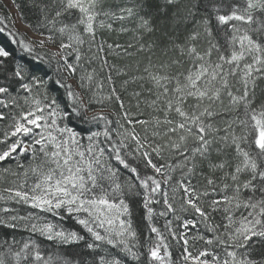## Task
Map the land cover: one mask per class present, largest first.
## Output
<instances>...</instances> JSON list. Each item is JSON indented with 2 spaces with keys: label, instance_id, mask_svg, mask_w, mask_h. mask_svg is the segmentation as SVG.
Instances as JSON below:
<instances>
[{
  "label": "snow or ice",
  "instance_id": "1",
  "mask_svg": "<svg viewBox=\"0 0 264 264\" xmlns=\"http://www.w3.org/2000/svg\"><path fill=\"white\" fill-rule=\"evenodd\" d=\"M12 3L23 18L21 5ZM155 5L26 0L35 16L28 26L38 37L27 43L7 28L11 17L0 16V33L7 31L22 52L52 71L33 74L0 46V106L20 110L0 137V163L16 161L15 170L3 168L0 226L22 227L60 244L85 240L36 212L13 215L7 206L23 204L74 219L91 237L86 247L95 254L93 264H126L124 257L139 264H264V0H155ZM116 21L135 22L138 41L155 37L123 49L129 56L134 55L129 48L143 54L138 75L131 77L141 89L132 93L135 111L115 87L97 99L104 84L95 69L86 68L97 60L108 67L102 33L112 31ZM114 47L121 45L107 44ZM35 48L45 49L44 55ZM107 79L111 84L112 77ZM50 83L64 89L71 114L84 124L103 122L102 127L81 137L62 124L69 113L50 94ZM14 85L16 95L10 91ZM96 104L101 111H93ZM110 104L119 110L105 112ZM6 119L0 111V121ZM130 195H142L154 234L143 243L130 219ZM153 203L163 205L159 216L182 220L183 230H174L171 219L164 225L167 236L154 226ZM191 229L196 234L189 236ZM168 237L179 248L175 260ZM0 264L80 262L45 255L35 240L13 236L0 239Z\"/></svg>",
  "mask_w": 264,
  "mask_h": 264
},
{
  "label": "trees",
  "instance_id": "2",
  "mask_svg": "<svg viewBox=\"0 0 264 264\" xmlns=\"http://www.w3.org/2000/svg\"><path fill=\"white\" fill-rule=\"evenodd\" d=\"M12 1V0H11ZM17 2L21 5V9L24 13L23 18H21L19 11L16 9L17 15L19 19L22 21L23 24H25L31 31L32 29L28 26L29 24L33 23L35 21V16L33 15V12L29 10V8L26 6V0H17ZM110 2L114 3H121L122 0H110ZM14 5V4H13ZM155 0H153V9L155 8ZM15 7V6H14ZM172 9H169V12H171ZM0 16H10L11 19L6 21V26L8 29L16 31L18 33L17 39H24L25 42L33 41L30 39L25 33L20 32L15 28L14 25V18L13 14L10 13L6 5L0 0ZM159 19V17H157ZM121 27H126L129 29L127 32L120 31ZM33 32V31H32ZM137 32L135 31V22L133 21H116L113 23V30L107 31L105 30L102 33L103 40L106 41L105 43V52L102 53L105 57V59L108 62V67L102 66V61L97 60L93 61L91 64L86 65L87 71L91 72L93 69H95L96 79L97 81H100L104 84V88L102 91L98 93L97 99L103 98L109 94L111 89L115 87L118 91V93L121 95L122 99L125 102L126 106H131L132 110L135 111V100L132 99V93L135 91H140V82H133L131 80L132 76L138 75L136 68H137V61L143 60V54H139L135 52L134 48H129V52H133L134 55L129 56L124 52V48L127 47L128 44H134L137 47L139 46V43L147 42L150 39H154V36H148L145 35L142 40L137 39ZM99 42V40H98ZM107 44H113L115 45H121V48H113L112 50H109L107 48ZM0 46H4L6 50H8L11 53V58L14 62L18 61L21 63L26 64L28 67L33 69V74L36 75H44L45 72H47L49 75H52V71L48 69V67L45 64L34 62L27 53L22 52L21 49L18 48V46L11 42V38L8 36L7 31L4 33H0ZM52 47V46H47ZM51 50H55L51 48ZM36 54L44 55L45 49L35 48L34 49ZM109 68H112V71H109ZM119 73V74H118ZM66 75V74H64ZM79 75V73L77 74ZM108 76L112 77V83L109 84L108 82ZM54 79V77H53ZM124 81H128V83L125 85ZM68 83H75L71 78H69ZM18 85H14L10 91L12 95H16V88ZM49 92L51 95H55L57 99L60 101L62 107H65L66 111L69 113L68 117L62 121V124H66L68 127L73 128L76 130L81 137H86L88 134V129L92 128V130H97L98 127H102L103 122H100V125H89L84 124L81 122L79 118H77L74 114H71V109L67 107L68 101L65 96L64 89L58 88L54 83H50L49 85ZM20 103H23V100H20ZM108 103L107 101L105 102ZM101 105L96 104L93 107V111L99 112L101 111ZM114 110H119V106L116 104H110L107 107L104 108V111L107 113H111ZM0 111L5 112L8 114L9 119H6L4 121H0V137H2L3 131L8 127V125L11 122V116L18 113L20 110L18 108L10 107V108H3L0 106ZM111 119L115 120L117 117L110 116ZM14 139V138H13ZM25 140H28L30 138H24ZM11 142V141H10ZM86 143V141H85ZM4 147L3 145H0V148ZM21 163L27 165L28 160L19 158ZM3 168H12L15 170L16 168V161L15 160H8L3 163H0V191H2L3 187L6 186V182L3 179ZM122 175L127 178V172L123 171ZM15 179L14 177H8V182ZM127 202L129 203L130 210H131V221L134 230L137 232L138 239L143 243L146 241L148 237L154 238V234L150 233L148 229V221L145 219L146 209L143 207V197L142 195H130L127 198ZM0 206H5L4 202L0 201ZM7 206L13 208V212L11 214L13 215H21L25 216L30 211L36 212L38 215H42L46 218L47 221L54 223L57 225L58 229H64L67 231H76L80 233L81 235L85 236V240L71 243V244H60L56 241H49L45 239L44 237L40 236L39 234H30L28 231H25L22 227L19 229H8L3 226H0V239H11L13 236L16 240H19L21 242L32 239L35 240L41 247V250L47 255L49 252L53 253H59L61 255L67 256L69 259L73 261H79L80 264H93V260L95 258V254L92 252V250H89L86 245L91 241V237L88 235L87 232H85L80 225H78L74 219L69 217L66 213L63 214V218L60 216L53 217L51 214L48 213H39L38 210L30 209L27 205H16V204H8ZM154 209V216L152 223L154 226L159 228L162 232L165 233L167 236V233L164 229V225L166 220L171 219L173 221L172 227L174 230L182 231L183 229L179 228L181 221L175 220V218L172 216V214H169L168 217H161L159 216L160 211L163 210L162 203H153L151 205ZM2 215V214H0ZM192 218V217H188ZM183 219V217H182ZM201 232H203V225L200 226ZM196 234L195 229H191L188 232L189 236H192ZM210 235V234H209ZM168 241L173 245L170 248V251L172 253V258L175 260L179 255V248L176 246L175 241H171V238L168 237ZM17 250L19 249L20 245H17ZM118 251V250H114ZM139 251L142 253L145 251L144 248H140ZM103 254V253H101ZM123 256V254H120ZM126 264H139V262L132 260L129 257H124ZM141 261H146V255L141 256Z\"/></svg>",
  "mask_w": 264,
  "mask_h": 264
},
{
  "label": "rangeland",
  "instance_id": "3",
  "mask_svg": "<svg viewBox=\"0 0 264 264\" xmlns=\"http://www.w3.org/2000/svg\"><path fill=\"white\" fill-rule=\"evenodd\" d=\"M1 1L6 5V7L8 8V10L10 11V13L13 14L15 28L17 30H19L20 32L25 33L30 39L37 40L38 39L37 35L34 32H32L19 19L18 15H17V12H16V9H15L12 1L11 0H1ZM51 48L55 49L54 47H51Z\"/></svg>",
  "mask_w": 264,
  "mask_h": 264
}]
</instances>
